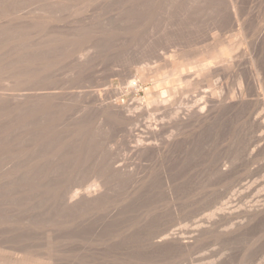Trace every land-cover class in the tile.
Segmentation results:
<instances>
[{
    "label": "rangeland",
    "instance_id": "1",
    "mask_svg": "<svg viewBox=\"0 0 264 264\" xmlns=\"http://www.w3.org/2000/svg\"><path fill=\"white\" fill-rule=\"evenodd\" d=\"M244 2L246 1L244 0ZM119 4L122 8L118 6ZM247 4L248 1L246 7ZM117 8L120 10L118 11ZM111 11H113V13ZM131 11L132 10H130L127 4L125 5L124 2H119L118 0H0V47H2V49H0V110L2 108L3 113L1 114L0 111V127L2 126L1 130L7 134L6 137L4 136L5 134H3L4 132H0L2 134H0V139L4 137L0 143L2 141L3 143L9 142L7 138L10 132H8L6 128H8L7 122L10 118L16 115L15 117H17L16 119L18 120V115L20 116L19 119L23 118L26 113L28 115L31 112H29V108H32L30 106L32 103L29 104L30 101L33 102L34 106L35 103L37 105L39 104L35 106V108L39 107L38 109L40 110L41 107H44L42 108L43 113L41 112L44 118L39 116V119H50L51 117L50 120L52 122V118L56 114V118L54 117L53 121L54 123L52 122L53 124L51 123V126L52 128H56V125H58L57 127L58 129L60 128V130L58 131L57 128L55 130L51 129L52 131L54 130L52 134L58 133L56 141L54 138L55 134L53 135V141L56 143L61 141V144L64 146L60 148L62 150L59 152H62L60 153L61 155L64 154L67 156L64 157V155H62V158L65 160L54 157L53 159L55 161L52 160L55 164L50 160L52 165L51 163L47 164L49 160H47V162L45 161L46 165L43 164L38 168L37 172L39 179L37 178L36 182L38 183L40 180H45L48 187H54L56 185L59 187L65 186L63 188V193L72 188L83 194L87 185L90 186V182H94V180L98 178V181L102 183L105 182L101 190L109 193L107 195H110L111 198L113 197L111 204H114L115 208H117L115 212L114 206L110 208L111 211L113 209L110 217V220H112L111 227L110 225L105 226V224H102V227L96 232L95 236L97 237H92L91 233L86 234L88 235L86 236L88 241H86V237L82 240L83 244L85 243L84 245L86 246H83L82 242H80V246H63V244L66 243L63 242L66 234H63L64 232L60 228H58V231L55 233H51V236L53 234V236L56 237H52V239L50 237V245H47V240L46 237L44 238V235H42L43 240L40 232H33V230H37L33 226L35 222L34 218H36V211L38 210L37 206L43 200L41 199V195L43 191L46 190L47 186L41 185V188H38L32 185L34 189L32 187L30 191H27L23 184L21 185L18 183L20 179L24 178L26 175L28 176L26 172H28V170L30 171L29 167L27 170V166H24L26 165L24 164L26 161L23 160V162H21V160L19 162V166H24L23 168L26 170L24 175V170L18 168V162L12 161L10 156L7 157L8 153L7 155L5 153L2 155L6 157H4L5 159L1 156L4 161L0 158V208L1 206H6L7 210H10V213H8L9 210H4L2 213L11 215L15 207L14 213L17 214V217L21 220L16 218L13 225L19 224L18 226H21L25 223V225L28 224V226L25 228L23 227V231L22 227L17 228V225H14V230H9L8 223H11V221H9L8 218L1 217L3 223L1 222L0 225V264L31 255L43 256L45 259L44 264H264V212L261 215H251L248 218L245 216L243 204L245 201L252 200L254 192L253 194L251 192L246 199H242L241 187L246 182V184L256 182L258 186H260V188H258L261 190L259 194L264 196V147L260 148L262 152L259 150L260 154L257 153L256 157H245L244 147H242L245 144V138L241 135V107L230 108L232 111L226 108L222 109L211 119L203 123H198L199 125L195 124L194 126V124H186L189 126L187 127L185 125L184 127L182 126V128L180 127V130L173 131V135L170 137H168L170 135L169 132H164L165 135L162 134L160 137V140L162 138V142L158 141L159 144H161L160 148H154L152 150L150 148L147 152L144 151L141 153L140 156L139 152H136L134 149V137L131 135L133 129L137 127L134 125H129L128 127L127 124H121L114 115L102 111L99 106L100 101L98 100L100 96L103 102L110 100L114 101L115 99V101H132L136 104L143 103L146 91L149 90L154 93L160 91L159 83L155 82L156 79L153 80L155 77L149 75V73L152 69L162 66L174 50L184 49V51H188L189 48L194 49L195 47L206 45L210 42V34L213 32H216L218 36L220 35L221 39L235 42L236 40H234L235 38L233 35L235 28L226 22V14H223L224 11L222 8L221 13L223 14V22L225 24L223 26L224 29H222V31L219 30V32L216 30H209L213 27L211 24V22L214 21L212 17L215 19L216 15L214 16L215 13H213V15L210 16V14L215 11L208 12L207 8L206 11L208 15L207 13H202V19L201 17L199 18L202 23L199 22L200 20H192L190 18L191 16L188 17V14L180 16L181 18H172V15H168V12L166 15H162L163 18L165 16L167 17L166 22L169 21L165 23L166 25L164 24L166 18L163 20L159 15V18L156 17V19L154 18L149 21V25H147L148 23L144 25L145 23H143V21H145V18H140V15L136 17L137 19L139 18L138 20L135 18L133 19L131 15H126L125 18L124 13L133 14L134 12ZM117 12L119 15H123L120 17ZM176 13H178V10L176 12L173 11L171 14H173L174 17ZM203 15L212 18L211 21L208 17ZM132 16H136V14L134 13ZM117 17L122 18L124 20L122 21L127 23L128 27L130 26L131 28H128L124 23L122 25L121 19ZM127 17L133 22L127 19ZM203 17H205L204 19H206V21H203ZM188 18H190L192 25ZM117 19L120 20V22L116 21ZM140 19H142L141 24L143 23L142 25H144V27L140 24ZM125 20H129L130 22ZM139 24L142 27H140ZM115 25L118 26V29ZM150 25L153 27L151 28ZM145 26L148 27L146 28ZM121 27L124 31H120ZM173 27L175 29L177 28L176 32H174L175 29H173ZM188 27H192L191 29L193 30L194 28V30L192 31ZM26 28L29 29L27 30ZM128 29H130V31H128ZM163 29L168 31H164ZM179 29L182 31L180 30L179 32ZM116 30H119V33L116 34ZM120 32H124L125 35ZM171 32L175 33V35L173 33L175 38ZM181 32L182 35L179 36ZM196 33L199 35H196ZM203 39L204 41H202ZM192 40L194 43H192ZM196 41H198V43ZM69 42L72 43V45ZM204 42H206V44H204ZM193 44L195 46H193ZM81 49L82 52L79 53ZM263 50L264 46L262 52ZM261 55L263 56H261V58L262 66L264 67V52ZM32 61L35 63L34 66L31 65L33 64L31 63ZM38 64L40 65L38 66ZM36 66L38 67L36 68ZM24 69H26L25 71L30 70L32 72L28 71L25 73ZM146 70L150 71L148 72ZM35 72L37 77L36 75L32 76ZM147 72L151 78L146 75ZM81 73L84 74L82 75ZM20 75L22 77L23 75H29L26 80L24 79L23 84L20 83V81L23 80ZM144 76L148 77V79H145ZM17 77H19V79L21 78V80H17ZM234 80L233 78L228 80V88H236ZM223 81L224 80H221V83L219 81L217 83L216 78H213L212 81L207 83L203 81L201 86H204L201 88L199 84L197 87L198 90H196L197 88L195 87H193V89L191 86V90L186 88L182 93L180 92L182 95H178V98L181 103L180 107H183L182 109L180 108L181 110L177 109L178 113L180 112L181 114V112L194 105L203 95H208L211 88H209L207 84L209 85L210 83V87L214 86L216 89L218 84H220L219 87L224 86ZM231 81L233 82L231 83ZM221 84H223V86ZM220 88L217 87L219 90ZM221 89L224 90L225 86ZM219 90L216 91L218 92ZM36 91L39 92L36 93ZM20 94L24 96L22 99L21 97H17L21 96ZM38 94H41L42 97L39 95L38 98ZM36 95L37 98H35L37 101L35 98V100L32 99ZM108 95L111 96L108 97ZM28 97L32 100H29ZM104 97L108 99L106 98V100H104ZM24 99L25 105L27 104L26 106L29 105V107L23 110L25 114L19 109L21 111L19 113L22 114L20 115L17 113L19 110H15L13 104L15 103L16 105L22 101L24 102ZM47 99H49L48 102H45ZM55 99L57 100L56 104L58 106L54 103V101H56ZM5 104L6 106L3 107ZM10 104L12 106L11 112H9L10 107H7ZM43 104L44 106H42ZM55 105L57 107H54ZM34 106L32 109H35ZM47 106L50 111L45 110ZM4 108L7 109L8 112ZM53 109L54 111H52ZM12 110L18 115L16 113L13 114L14 111L12 112ZM55 111L58 112L56 113ZM228 111L232 113L229 112V114ZM44 112L48 114H44ZM49 112L55 113L52 115V113L50 114ZM48 115L50 117H48ZM35 119L38 120V116H36ZM55 119H58V121L56 120V124ZM164 119L165 121L168 120L166 118L162 120ZM13 120L11 119L10 121ZM99 121H101L104 126L103 124H99L101 123ZM4 122H6V124ZM165 125L167 129L170 128V124ZM98 127L100 130H98ZM18 129L19 132L20 129L22 132L24 131V127H19ZM128 129L129 132H131L129 133L127 131L128 134H130V139L126 133ZM139 129L142 131L144 130L139 127L137 128L138 132L134 129L135 131L132 134L137 133L139 135H144ZM236 129L240 130L236 131ZM90 131H92V136L90 135ZM19 132L15 133L16 136L20 134ZM58 138L61 140H58ZM24 141L27 142V139ZM131 141H133V143ZM166 141H168V143L172 141L171 144H174L171 145L169 143L168 145ZM56 143L51 146L58 147L59 145L57 144H60V142ZM166 143L167 145H165ZM47 145L44 144L43 147L45 148ZM262 146H264V143ZM61 155H59V157ZM67 157L68 159L66 160ZM143 157L145 158L143 159ZM57 161L60 164H58ZM253 161H255V163H253ZM42 163H44V161ZM56 163L59 166L56 165ZM53 164L59 168H53ZM50 166L52 168H50ZM119 166L124 167L123 169L122 167L120 168V170L122 169L121 173H123L122 177L120 173H117L118 170L116 168H119ZM134 167L138 170L136 171ZM49 168L51 170H49ZM129 170L131 171L128 172ZM39 171H45V173L48 174L41 173V175ZM144 172L147 174L145 175ZM11 173L13 176L10 175ZM51 173H54V175ZM130 173L132 175H130ZM133 174L135 176H133ZM53 176L54 178L59 177L58 179L55 178V180ZM65 177L68 179L65 180ZM134 177L137 178L135 179ZM45 178L48 179L49 182ZM133 181L136 182V185ZM88 182L89 184H86ZM106 185L107 187H105ZM78 186H81L80 189H78ZM82 187L83 189H81ZM89 189L93 190L94 187H90L88 190ZM35 191L39 193L37 194L38 196L35 195ZM36 197H39L40 202ZM8 198H11L10 201L5 200ZM31 199H33L34 202L36 199V204L31 202L33 201ZM25 202L29 204L25 205ZM106 215L107 214H105V216ZM105 218H93L92 222L101 223ZM17 220L19 223H16ZM89 221L90 220H87L82 226L84 227L87 224L88 226L86 225L84 229L86 230L89 227L87 230L90 231V227H92L93 223ZM29 224L32 228L31 230ZM109 227L112 228V232L117 234L115 235L113 233L115 235V240L113 243H110V245L104 241L103 237V235L105 236V234L108 233L107 231L105 232L104 228ZM156 232L163 238L162 242L157 244L158 246L154 243L156 238L154 239L153 235ZM36 236L41 239L39 241L40 243L38 242L39 239L37 240V238H35ZM100 236L102 237L100 238ZM93 238H98L100 243L96 241L98 246H96ZM27 239L28 241H26ZM90 241H92V243H90ZM58 243H62V246H58ZM103 243H106L107 246Z\"/></svg>",
    "mask_w": 264,
    "mask_h": 264
},
{
    "label": "bare ground",
    "instance_id": "2",
    "mask_svg": "<svg viewBox=\"0 0 264 264\" xmlns=\"http://www.w3.org/2000/svg\"><path fill=\"white\" fill-rule=\"evenodd\" d=\"M101 1V0H100ZM104 1V0H103ZM119 2H124V4L128 5L130 10H132L131 12H134L136 14V16H132L134 15V13H130V14H125V18L126 15H131V17H133V19H137V15H140V18H145V21H143V23H145L144 25H146V23H148L147 25H149V21H151L152 19H156V17L164 16V14L166 15V13H168V15H172V18H178L180 16L186 15L188 14L192 20H200L199 22L202 23L201 19H202V13H207L209 11H215L212 12L210 14V16L214 14L213 18V22H211L210 26L212 27V29L209 30H216L219 32L222 31L223 26H224V22H223V14H226L225 17L227 18V21L229 23V25H231L232 27L235 28V32H234V40H236L235 42L232 41H227L226 39H221L220 35L218 36V34L216 32H213L210 34V42L208 44H206V42H204L203 46L200 47H195L194 49L189 48L188 51H184L181 49H177L174 50L171 55L168 57V60L165 61V63L160 66V67H156L154 69L151 70V72L149 73V75L154 76L156 79L155 82H158L160 91L157 93L154 92H149L146 91L145 92V98H144V102L140 103V104H136L134 102H125V101H114L113 100H109L110 101H106L103 102V100H101L100 96L98 98V100L100 101V109L106 113L112 114L116 117V119H118V121L122 124L124 123L125 125L127 124V126L129 127V125L131 126H136L137 128L141 127L144 130H140L144 135H139L137 133L132 134L135 130H137V128L133 129V132H129V129L126 130L127 136H129L128 138L130 139V134L132 135V137H134V142H135V146L134 149L136 152H139V155L141 153H143L144 151H148L152 149H158L160 148L159 142H162V138L160 140V137L162 136V134H164V132H169V136L173 135V131L175 130H180L179 128L182 126L184 127L186 124H198V123H203L209 119H211L215 114H217L220 110L222 109H232V108H236V107H241L242 109V126H241V135L243 136V138H245V144L244 146V155L246 158H250V157H256L257 153H259V150L261 151L260 148H263L264 146V67L262 66V58H261V54H263L262 52V48L264 46V0H245L246 2H244V0H118ZM248 1L247 7H246V3ZM14 2V1H13ZM245 3V4H244ZM12 5V4H11ZM102 5V4H101ZM245 5V6H244ZM106 6V5H105ZM118 6H121L120 4ZM187 6V7H186ZM2 8V6H1ZM122 8V6H121ZM206 8L208 9V12L206 11ZM221 8L223 9L224 13H221ZM128 9V8H127ZM8 10V9H7ZM113 10V9H112ZM118 10V8H117ZM115 10V11H117ZM120 10V9H119ZM118 10V11H119ZM178 13H176L173 17V14H171L173 11H177ZM122 11V10H121ZM120 11V12H121ZM206 11V12H205ZM222 11V12H223ZM9 12V10H8ZM11 12V11H10ZM13 12V10H12ZM19 12V11H18ZM113 13V11H111ZM124 12V10H123ZM121 12V13H123ZM130 12V11H129ZM111 13V14H112ZM118 13V12H117ZM128 13V12H127ZM1 14V13H0ZM222 14V15H221ZM121 15L118 13V16L121 17ZM142 15V16H141ZM207 15H203L205 17H208ZM115 16V15H114ZM19 17V16H18ZM26 17V16H25ZM130 17V16H129ZM130 17V18H131ZM139 17V16H138ZM201 17V19H199ZM205 17H203V21L206 19H204ZM118 18V17H117ZM127 17V19H130ZM159 18V17H158ZM163 18V17H162ZM164 18H166L164 20ZM163 18L164 20V24L168 23L166 22L167 17L165 16ZM181 18V17H180ZM187 18V16H186ZM185 18V19H186ZM189 19V22L191 21ZM209 18V17H208ZM212 18H209L210 21ZM225 18V19H226ZM121 19L122 25L124 23V25L126 24V26L128 27L127 23L123 22L124 20L122 18H118ZM116 20L119 21L120 20ZM139 19V18H138ZM137 19V20H138ZM184 19V18H182ZM123 20V21H122ZM162 20V19H161ZM163 20L161 21L163 23ZM170 20V19H168ZM179 20V19H176ZM20 21V20H19ZM23 21V20H22ZM25 21V20H24ZM28 21V20H27ZM125 21H129V20H125ZM131 21V19H130ZM129 21V22H130ZM142 19H140V24H141ZM148 21V22H147ZM195 21V22H196ZM208 21V19H207ZM6 22V21H5ZM94 22V21H93ZM133 22V21H131ZM159 22V19H158ZM157 22V24H158ZM177 22V21H176ZM187 22V20H186ZM198 22V24H199ZM34 23V22H32ZM114 23V22H113ZM135 23V22H134ZM137 23V22H136ZM142 23V24H143ZM172 23V22H171ZM178 23V22H177ZM176 23V24H177ZM183 23V22H182ZM4 24V23H3ZM8 24V23H7ZM17 24V23H16ZM24 24V23H23ZM83 24V23H82ZM112 24V22H111ZM130 24V23H129ZM139 24V25H140ZM141 24V25H142ZM163 24V25H164ZM173 24V23H172ZM191 24V22H190ZM207 24V22H206ZM2 25V24H1ZM6 25V24H4ZM110 25V24H109ZM140 27H144V25H142ZM154 25V24H151ZM150 25V27H151ZM156 25V24H155ZM166 25V24H165ZM192 25V24H191ZM197 25V22H196ZM9 26V25H8ZM23 26V25H22ZM36 26V25H35ZM98 26V25H97ZM117 25H115L116 27ZM184 26V25H183ZM12 27V26H11ZM110 27V26H109ZM126 27V28H127ZM130 27V26H129ZM128 27V28H129ZM146 27V26H145ZM148 27V26H147ZM146 27V28H147ZM149 27V28H150ZM153 27V26H152ZM151 27V28H152ZM229 27V26H228ZM4 28V27H3ZM13 28V27H12ZM39 28V27H38ZM74 28V27H73ZM131 28V27H130ZM169 28V27H167ZM171 28V27H170ZM190 28V27H188ZM192 28V27H191ZM190 28V29H191ZM198 28V26H197ZM209 28V26H208ZM231 28V27H230ZM8 29V27H7ZM19 29V28H18ZM24 29V28H23ZM27 29V28H26ZM29 29V28H28ZM27 29V30H28ZM46 29V28H44ZM115 29V28H114ZM118 29V26H117ZM123 28L121 27L120 31ZM125 29V28H124ZM155 29V28H154ZM165 29V28H164ZM163 29V30H164ZM173 29H175L173 27ZM177 29V28H176ZM176 29L174 32H176ZM16 30V29H14ZM13 30V31H14ZM61 30V29H60ZM135 30V29H134ZM148 30V29H147ZM172 30V29H171ZM181 29H179L180 32ZM184 30V29H183ZM192 30V29H191ZM194 30V28H193ZM192 30V31H193ZM204 30V29H203ZM3 31V30H2ZM106 31V29H105ZM117 31V32H116ZM116 34L119 33V30H116ZM124 31V30H122ZM126 31V30H125ZM128 31H130V29H128ZM132 31V29H131ZM164 31H168V30H164ZM182 31V30H181ZM191 31V32H192ZM232 31V30H231ZM8 32V31H7ZM16 32V31H15ZM38 32V31H37ZM98 32V31H97ZM151 32V31H150ZM154 32V31H153ZM161 32V31H160ZM174 32H171L172 35ZM226 32V31H225ZM30 33V32H29ZM86 33V32H85ZM122 33V32H120ZM124 33V32H123ZM122 33V34H123ZM131 33V32H129ZM224 33V32H223ZM9 34V33H8ZM40 34V33H39ZM38 34V35H39ZM115 34V33H113ZM166 34V33H165ZM198 33H196L197 35ZM208 34V33H207ZM86 35V34H85ZM89 35V34H88ZM120 35V34H118ZM125 35V33H124ZM169 35V34H168ZM175 35V33H174ZM173 35V37H174ZM182 35L179 34V36ZM199 35V34H198ZM224 35V34H223ZM19 36V35H18ZM44 36V35H43ZM95 36V35H94ZM117 36V35H116ZM123 36V35H120ZM131 36V35H129ZM177 36V35H176ZM3 37V36H2ZM23 37V36H22ZM103 37V36H101ZM106 37V36H105ZM110 37V36H109ZM125 37V36H124ZM135 37V35H134ZM193 37V36H192ZM24 38V37H23ZM27 38V37H26ZM155 38V37H154ZM172 38V37H171ZM175 38V37H174ZM182 38V37H181ZM180 38V39H181ZM202 38V37H201ZM17 39V38H16ZM20 39V38H19ZM71 39V38H69ZM73 40H75L74 38H72ZM79 39V38H78ZM89 39V38H88ZM153 39V38H152ZM167 39V38H166ZM233 39V38H232ZM86 40V39H85ZM139 40V39H138ZM182 40V39H181ZM188 40V39H187ZM9 41V40H8ZM76 41V40H75ZM74 41V42H75ZM115 41V39H114ZM128 41V40H127ZM137 41V40H136ZM141 41V40H140ZM161 41V40H160ZM204 41V39L202 40ZM28 42V41H27ZM73 42V43H74ZM81 42V41H80ZM78 42V43H80ZM90 42V41H89ZM154 42V41H153ZM162 42V41H161ZM179 42V41H178ZM185 42V41H184ZM198 43V41H196ZM195 42V43H196ZM200 42V41H199ZM59 43V42H58ZM70 43V42H69ZM77 43V44H78ZM192 43L193 40H192ZM44 44V43H43ZM61 44V43H60ZM72 45V43H70ZM113 44V43H112ZM111 44V45H112ZM120 44V43H119ZM178 44V43H177ZM40 45V43H39ZM46 45V44H45ZM74 45V44H73ZM100 45V44H99ZM118 45V44H117ZM165 45V44H164ZM88 46V44H87ZM86 46V47H87ZM98 46V45H97ZM113 46V45H112ZM150 46V45H149ZM173 46V45H172ZM193 46H195L193 44ZM192 46V47H193ZM47 47V46H46ZM85 47V48H86ZM118 47V46H116ZM133 47V46H132ZM98 48V47H97ZM0 49H2V47H0ZM4 49V47H3ZM37 49V48H36ZM75 49V48H74ZM162 49V48H161ZM169 49V48H167ZM192 49V50H190ZM80 50V49H78ZM77 50V51H78ZM131 50V49H130ZM166 50V49H165ZM1 51V50H0ZM96 51V50H95ZM125 51V50H124ZM16 52V51H15ZM18 52V51H17ZM79 52V51H78ZM82 52V49L79 53ZM105 52V51H104ZM128 52V51H127ZM169 52V51H168ZM7 53V52H6ZM11 53V52H10ZM71 53V52H70ZM12 54V53H11ZM25 54V53H23ZM28 54V53H27ZM60 54V53H59ZM84 54V53H83ZM131 54V53H130ZM14 55V54H13ZM17 55V54H16ZM22 55V54H20ZM81 55V54H80ZM129 55V54H128ZM169 55V54H168ZM15 56V55H14ZM24 56V55H23ZM2 57V56H1ZM17 57V56H16ZM66 57V56H65ZM263 57V56H262ZM18 58V57H17ZM45 58V57H44ZM73 58V57H72ZM141 58V57H140ZM146 58V57H145ZM135 59V58H134ZM133 59V60H134ZM5 60V59H4ZM27 60V59H25ZM62 61V60H61ZM81 61V60H80ZM128 61V60H127ZM5 62V61H4ZM135 62V61H134ZM137 62V61H136ZM31 64L32 66H34V62L32 61ZM139 63V62H138ZM264 63V62H263ZM18 64V63H17ZM146 64V63H145ZM27 65V64H26ZM29 65V64H28ZM37 65V64H36ZM40 64H38L39 66ZM264 65V64H263ZM36 66V68L38 67ZM4 67V66H3ZM17 67V66H16ZM75 67V66H74ZM146 67V66H145ZM34 68V67H33ZM52 68V67H51ZM4 69V68H3ZM27 69V68H26ZM24 69V71L26 70ZM150 69V68H149ZM14 70V69H13ZM23 70V69H22ZM39 70V69H38ZM45 70V69H44ZM43 70V71H44ZM83 70V69H82ZM139 70V69H138ZM2 71V70H1ZM22 71V72H24ZM30 70L25 71L28 72ZM41 71V70H39ZM48 71V70H47ZM80 71V70H79ZM140 71V70H139ZM148 71V70H146ZM150 71V70H149ZM148 71V72H149ZM21 72V71H20ZM32 72V71H30ZM37 72V70H36ZM35 74H31L32 76L36 75ZM138 72V71H137ZM148 72L146 75H148ZM9 73V72H8ZM40 73V72H39ZM44 73V72H43ZM47 73V72H46ZM41 74V73H40ZM39 74V75H40ZM82 74V73H81ZM84 74V73H83ZM82 74V75H83ZM50 75V72H49ZM148 75V76H149ZM20 77L23 79L21 80V78L19 79V77H17V80H21L20 83L23 84L24 79L26 80L27 77H29V75L24 76L23 77L20 75ZM37 77V75H36ZM35 77V78H36ZM69 77V76H68ZM129 77V75H128ZM145 79H148V77L144 76ZM150 77V76H149ZM8 78V77H7ZM59 78V77H58ZM62 78V77H60ZM151 78V77H150ZM213 78H216L217 83L218 81L220 82L221 80H224V86L225 89H221L223 88V84H221L223 87H219L220 84H218V86H216V89L214 88V86L210 87V83L209 85L207 84V86H209V88H211V91L208 93L206 91V93H208V95H203V97L200 99L198 102H196L194 105L192 106H188L189 108H187L186 110H184L183 112L178 113L177 109H182V107H180V101H179V96L178 95H182L180 94V92L182 93V91L186 90V88H189L192 86L197 88L200 84V88L204 85L201 86L202 82H210L212 81ZM230 78L235 79L234 83H236V88H228L227 86V82ZM30 79V78H28ZM127 79V78H126ZM42 80V79H41ZM144 80V79H143ZM151 80V79H150ZM232 80V79H231ZM4 81V80H3ZM28 81V80H27ZM67 81V80H66ZM70 81V79H69ZM17 82V81H16ZM151 82V81H150ZM154 82V83H155ZM215 82V81H213ZM233 81H231L232 83ZM212 83V82H211ZM216 83V84H217ZM221 83V82H220ZM233 83V84H234ZM8 84V83H7ZM49 84V83H48ZM57 84V83H56ZM80 84V83H79ZM152 84V83H151ZM213 84V83H212ZM211 84V85H212ZM229 84V82H228ZM45 85V83H44ZM11 86V85H10ZM21 86V85H20ZM19 86V87H20ZM27 86V85H26ZM206 86V87H207ZM234 86V85H231ZM3 87V86H2ZM24 87V86H23ZM48 87V86H46ZM213 87V88H212ZM220 88L219 89H217ZM6 89V87H5ZM8 89V88H7ZM51 89V88H50ZM60 89V88H59ZM66 89V88H64ZM68 89V88H67ZM147 89V88H146ZM145 89V90H146ZM150 89V88H149ZM194 89V88H193ZM9 90V89H8ZM47 90V89H46ZM61 90V89H60ZM63 90V89H62ZM103 90V89H102ZM191 90V89H190ZM189 90V91H190ZM198 90V88L196 89ZM216 90H219L218 92ZM26 91V90H25ZM66 91V90H65ZM70 91V90H69ZM105 91V90H103ZM30 92V91H29ZM39 92V91H38ZM36 91V93H38ZM106 92V91H105ZM118 92V91H117ZM130 92V90H129ZM194 92V91H193ZM48 93V92H47ZM96 93V92H95ZM104 93V92H103ZM107 93V92H106ZM105 93V94H106ZM131 93V92H130ZM185 93V92H184ZM187 93V92H186ZM11 94V93H10ZM57 94V93H54ZM62 94V93H61ZM108 94V93H107ZM3 95V94H2ZM21 95V94H20ZM25 95V94H24ZM39 95L41 96V94H38V98ZM190 95V94H189ZM27 96V95H26ZM111 95H108V97H110ZM199 96V95H198ZM197 96V97H198ZM17 97H21V99L24 96H17ZM32 97V96H31ZM37 98V95L34 96L32 99L35 100ZM42 97V96H41ZM59 97V96H58ZM113 97V96H112ZM111 97V98H112ZM188 97V96H187ZM201 97V96H200ZM27 98V97H26ZM35 98V99H34ZM47 98V97H46ZM105 98V97H104ZM107 98V97H106ZM106 98L104 100H106ZM181 98V97H180ZM184 98V97H182ZM190 98V97H189ZM29 99V97H28ZM31 99V98H30ZM29 99V100H30ZM31 99V100H32ZM108 99V98H107ZM49 99H47L45 102H48ZM56 100V99H55ZM183 100V99H182ZM37 101V99H36ZM39 101V100H38ZM42 101V99H41ZM134 101V99H133ZM136 101V100H135ZM27 102V100H26ZM50 102V101H49ZM138 102V101H137ZM142 102V101H141ZM32 103V104H31ZM38 103V102H37ZM40 103V101H39ZM43 103V102H42ZM41 103V104H42ZM54 103H57V100L54 101ZM31 104L30 106L33 108L34 104L33 102L30 101ZM40 104V105H41ZM46 104V103H45ZM48 104V103H47ZM27 105V104H26ZM25 105V99L24 102L22 101L19 104L15 103L13 104V106H15V110L16 109H21L26 110V107H29ZM33 105V106H32ZM39 105V104H38ZM35 103V106H38ZM54 105V104H52ZM57 105V104H56ZM54 107H57V106ZM6 106L3 105V107ZM34 106V108H35ZM44 106V104L42 105ZM7 107H10V111L11 112V104L8 105ZM6 107V108H7ZM52 107V106H51ZM50 107V108H51ZM53 107V108H54ZM185 107V105H184ZM13 108V109H14ZM29 108V113L21 118L20 116L17 114L19 112H21L20 110L16 113L14 110H12L13 114L16 113L18 115V120L16 119L17 117L13 116V118H10V120L15 119L13 121H8L7 119V125H8V129L7 131L10 132L8 135L9 142L8 143H3V141L0 143V158L3 154L8 153L7 157L10 156L12 161H16V163L18 162V166H19V162H24V166H27V170L28 167L30 169V171L28 170V176L26 175L24 178L20 179V181H18V183H20L21 185H24V188L27 189V191H30V188L34 186H37L38 188L43 185V186H47V182L45 183V180H40L38 181V183L36 182V179L38 178V168L41 167V165H46L47 160H49V162H47V164H50L51 162H53L55 164V160L53 159L54 157H58L59 159H64L62 158L64 154H60L62 152H59L62 146H64L63 144H57L55 141L57 140V134L54 133L52 134V132L57 128L58 129V125H56V128H52L51 123L54 121V117L52 118V122H51V117L48 115L49 120L46 119H39V116H41L42 118H44V116H42L43 113V109L44 107H41V111L36 107L35 109ZM47 109L45 110H49L48 106L46 107ZM5 109V108H4ZM8 109V108H7ZM7 109H5L7 111ZM8 109V110H9ZM180 109V110H181ZM230 109V110H231ZM57 110V108H56ZM1 114L2 113V108H1ZM54 111V109L52 110ZM232 111V110H231ZM231 111H228L231 112ZM8 112V111H7ZM42 112V113H41ZM56 112V111H55ZM55 112H49L50 114L52 113V115H54ZM58 112V111H57ZM56 112V113H57ZM23 113L25 114V112L23 111ZM227 113V114H228ZM232 113V112H231ZM10 114V113H9ZM20 114V113H19ZM44 114H48L47 112ZM221 114V113H220ZM230 114V113H229ZM11 115V114H10ZM9 115V116H10ZM22 115V114H20ZM38 116V120L35 119V117ZM58 116V115H57ZM232 116V115H231ZM5 117V116H4ZM12 117V115H11ZM47 117V116H46ZM113 117V116H112ZM241 117V116H240ZM56 118V117H55ZM161 118V119H158ZM163 118H166L168 120L165 121L162 120ZM218 118V117H216ZM228 119V118H227ZM56 120L58 121V119H55V124H56ZM215 120V119H214ZM237 120V119H235ZM165 121V122H164ZM212 121V120H211ZM223 121V119H222ZM97 122V121H96ZM101 122V121H99ZM210 122V121H209ZM221 122V121H218ZM6 124V122H4ZM54 123V122H53ZM52 123V124H53ZM116 123V122H115ZM54 124V125H55ZM99 124H103L102 122ZM165 124H170V128L167 129L165 126ZM206 124V123H205ZM6 125V126H7ZM53 125V126H54ZM199 125V124H198ZM202 125V124H200ZM239 125H240V120H239ZM238 125V126H239ZM4 126V124H3ZM93 126V125H92ZM102 126V125H101ZM104 126V124H103ZM126 126V127H127ZM139 126V127H138ZM187 126V125H186ZM189 126V125H188ZM187 126V127H188ZM197 126V125H196ZM2 127V126H1ZM0 127V132L2 131ZM19 127H24V131L22 132V130L20 129V132L18 131ZM55 127V126H54ZM100 127V126H99ZM98 127V128H99ZM193 127V126H192ZM200 127V126H199ZM133 128V127H132ZM131 128V130H132ZM223 128V127H222ZM237 128V127H236ZM5 129V131H6ZM51 129H54L53 131ZM91 129V128H90ZM94 129V128H92ZM185 129V128H184ZM221 129V127H220ZM60 130V128L58 129V131ZM100 130V128L98 129ZM222 130V129H221ZM228 130V129H227ZM240 130V129H239ZM236 129V131H239ZM20 133L19 135L16 136L15 133ZM56 131V132H58ZM128 131V132H127ZM139 131V132H140ZM182 131V130H181ZM193 131V130H192ZM4 131H2L1 133H3ZM95 132V130H94ZM100 132V131H99ZM138 132V130L136 131ZM0 133V134H1ZM7 133V132H6ZM98 133V132H96ZM95 133V134H96ZM141 133V134H142ZM175 133V132H174ZM5 134V132L3 133ZM92 134V131H90V135ZM112 134V133H111ZM185 134V133H184ZM2 135V134H1ZM7 134H5L4 136H6ZM53 135L55 138V141H53ZM165 135V134H164ZM163 135V136H164ZM176 135V134H175ZM92 136V135H91ZM182 136V134H181ZM195 136V135H194ZM1 137V136H0ZM7 137V136H6ZM96 137V136H95ZM106 137V136H105ZM109 137V136H107ZM165 137V136H164ZM163 137V138H164ZM167 137V136H166ZM228 137V136H227ZM232 137V136H231ZM4 137H2L3 139ZM124 138V137H123ZM126 138V137H125ZM175 138V137H173ZM0 139V141L2 140ZM27 139V142H25L24 140ZM60 138H58L59 140ZM119 139V138H118ZM127 139V138H126ZM125 139V140H126ZM166 139V138H165ZM164 139V140H165ZM172 139V138H171ZM6 140V139H5ZM61 140V139H60ZM153 140V141H152ZM175 140V139H174ZM53 141V143H52ZM159 141V142H158ZM114 142V141H113ZM124 142V141H123ZM133 143V141H131ZM164 142V141H163ZM168 143V141H166ZM56 143L57 145H59L58 147L54 146L52 147L54 144ZM126 143V142H125ZM130 143V142H129ZM165 143V142H164ZM163 143V144H164ZM167 143L165 145H167ZM170 143V141H169ZM168 143V145H169ZM172 143V141H171ZM170 143V144H171ZM239 143V142H238ZM44 144H48L45 148L43 147ZM174 144V143H173ZM171 144V145H173ZM52 145V146H51ZM132 145V144H131ZM170 145V146H171ZM176 145V144H175ZM169 146V147H170ZM178 146V145H177ZM53 148V149H52ZM177 148V147H176ZM171 149V148H169ZM166 150V149H165ZM213 151V150H212ZM217 151V150H216ZM133 152V151H132ZM262 152V151H261ZM96 154V153H95ZM168 154V153H167ZM260 154V153H259ZM264 154V153H263ZM59 155H61L59 157ZM153 155V153H152ZM67 156V155H66ZM64 155V157H66ZM141 156V155H140ZM3 158L5 156H2ZM211 157V156H210ZM3 158H1L3 160ZM6 158V157H5ZM4 158V159H5ZM125 158V157H124ZM139 158V157H138ZM145 157H143L144 159ZM157 158V157H156ZM8 159V158H7ZM54 161H53V160ZM68 159V157L66 158V160ZM123 159V158H122ZM255 159V158H254ZM257 159V158H256ZM51 160V162H50ZM65 160V159H64ZM91 160V159H90ZM147 160V157H146ZM244 160V159H243ZM260 160V158H259ZM258 160V161H259ZM4 161V160H3ZM3 161H1L2 163H4ZM44 161V163H42ZM46 161V162H45ZM246 161V159H245ZM63 162V161H62ZM69 162V161H68ZM141 162V161H138ZM249 162V160H248ZM252 162V161H251ZM261 162V161H260ZM58 164H60L57 161ZM56 163V165H58ZM65 163V161H64ZM63 163V164H64ZM100 163V162H99ZM253 163H255V161H253ZM252 163V165H253ZM53 164V165H54ZM66 164V163H65ZM71 164V163H70ZM103 164V163H102ZM105 164V163H104ZM111 164V163H110ZM131 164V163H130ZM142 164V163H141ZM161 164V163H160ZM228 164V163H227ZM226 164V165H227ZM2 165V164H1ZM52 165V163H51ZM92 165V164H91ZM22 166V165H21ZM22 167H18L21 168L22 170H24L25 168ZM59 166V165H58ZM58 166H53V168L58 167ZM65 166V165H64ZM131 166V165H130ZM251 166V165H250ZM249 166V167H250ZM257 166V165H256ZM44 167V166H43ZM48 167V165H47ZM62 167V166H61ZM67 167V166H66ZM69 167V166H68ZM72 167V165H71ZM122 167V169L124 168L123 166H119V168L117 167L116 170L117 173L121 174V177L123 175L122 169L120 170V168ZM155 167V165H154ZM153 167V168H154ZM223 167V166H222ZM221 167V168H222ZM46 168V167H45ZM44 168V169H45ZM50 168H52L50 166ZM49 168V170H51ZM59 168V167H58ZM73 168V167H72ZM115 168V167H114ZM126 168V166H125ZM135 168V167H134ZM226 168V167H225ZM71 169V168H70ZM104 169V168H103ZM130 169V168H127ZM126 169V170H127ZM136 171L138 170L137 168H135ZM134 169V171H135ZM40 170V169H39ZM43 170V169H42ZM41 170V171H42ZM48 170V171H49ZM75 170V169H74ZM125 170V169H124ZM247 170V169H246ZM25 171L24 170V175H25ZM131 170H129L128 172H130ZM40 172V171H39ZM52 172V171H51ZM67 172V171H66ZM70 172V171H69ZM68 172V173H69ZM81 172V171H80ZM79 172V173H80ZM90 172V171H89ZM149 172V171H148ZM244 172V171H243ZM30 173V175H29ZM41 173H45L44 172H40ZM50 173V172H49ZM71 173V172H70ZM73 173V172H72ZM75 173V172H74ZM94 173V172H93ZM115 173V172H114ZM125 173V172H124ZM132 173V172H131ZM130 173V175H132ZM145 173V172H144ZM259 173V172H258ZM262 173V172H261ZM48 174V173H45ZM52 174V173H51ZM126 174V173H125ZM135 174V173H134ZM133 174V176H135ZM147 173H145L146 175ZM260 174V173H259ZM11 176H13V174H10ZM42 175V174H41ZM54 175V173L52 174ZM51 175V176H52ZM56 175V174H55ZM69 175V174H68ZM85 175V174H83ZM258 175V174H257ZM46 176V175H44ZM71 176V175H70ZM77 176V175H76ZM251 176V175H250ZM47 177V176H46ZM59 177V176H58ZM58 177H55L58 179ZM49 178V177H48ZM54 178V176H53ZM54 178V179H55ZM63 178V177H62ZM72 178V177H71ZM95 178V177H94ZM124 178V177H123ZM132 178V176H131ZM135 178V177H134ZM137 178V177H136ZM135 178V179H136ZM145 178V177H144ZM39 179V178H38ZM46 179V178H45ZM51 179V178H49ZM68 179L65 177V180ZM112 179V178H111ZM114 179V178H113ZM34 182H33V181ZM48 180V179H46ZM56 180V179H55ZM60 180V179H59ZM63 180V179H62ZM72 180V179H71ZM103 180V179H102ZM134 180V179H133ZM258 180V179H257ZM54 181V180H53ZM64 181V180H63ZM78 181V180H77ZM33 182V184H32ZM49 182V180H48ZM60 182V181H59ZM104 182V181H103ZM134 182V181H133ZM31 183V184H29ZM51 183H55V182H51ZM64 183V182H62ZM136 185V182H134ZM171 183V182H170ZM247 183V182H246ZM244 184L242 185V195L243 198L242 199H246L247 197H249L250 193L254 192V195L252 196V200L250 201H245L243 204V212L245 214V216H247V218L251 215L256 216L258 214H263L264 212V196L259 194V190L258 188H260V186H258V183L253 182L252 184ZM264 183V182H263ZM47 184V185H46ZM86 184H89L86 183ZM90 186L85 185L86 189L85 192H83V194L79 193L78 190L75 191L72 188L69 189L68 191L63 193V186L59 187L58 185L54 186V187H48L46 188V190L43 191L42 193V198L43 199L41 201V203H37V207L38 210L36 211V218L35 222L33 224L34 228L37 230H33L40 232L39 234L41 235V238L43 237L42 235H44V238L46 237L47 240V245H50V237L52 239V237H56V236H51V233H55L56 231H58V228H60L64 233L66 234V237H64L63 242H66L63 244V246H80V242H82L83 246H86L83 244L84 238L88 235H86L87 233L92 235V237H97L96 232H98V230L102 227V224L106 225H110L111 227V221L110 217L112 215V211L110 210L111 206H114V204H111L113 201V197L111 198L110 195L108 196L106 193V191L104 192V190L102 191L101 188L103 187V185L105 184L98 181L94 180V182H90ZM34 185V186H32ZM62 185V184H60ZM64 185V184H63ZM67 185V184H66ZM134 185V184H132ZM42 186V187H43ZM50 186V185H49ZM77 186V185H76ZM172 186V185H171ZM79 187V186H78ZM81 187V186H80ZM80 187L78 189H80ZM90 187H94L93 190H88V188ZM107 187V185L105 186ZM36 188V187H35ZM37 188V191H38ZM41 188V187H40ZM76 188V187H75ZM83 189V187L81 188ZM108 189V188H107ZM170 189V188H169ZM62 190V191H61ZM114 190V189H113ZM37 191H35V195L39 194L36 193ZM80 191V190H79ZM82 191V190H81ZM84 191V190H83ZM40 192V191H39ZM42 192V191H41ZM62 192V193H61ZM171 192V191H170ZM172 193V192H171ZM239 193V192H238ZM264 193V192H263ZM38 196V195H37ZM40 196V195H39ZM33 198V197H32ZM37 198V197H36ZM171 198V197H170ZM11 198L5 199L6 201H10ZM39 199V197L37 198ZM111 199V200H110ZM249 199V198H248ZM33 200V199H31ZM109 200V201H108ZM117 200V198H116ZM122 200V199H120ZM20 201V200H19ZM38 201V200H37ZM115 201V199H114ZM5 202V201H4ZM34 204H36V199L35 202L34 200L31 201ZM40 202V199H39ZM117 203V201H116ZM4 204V203H3ZM19 204V203H18ZM25 205H28L29 203L25 202ZM33 205V204H32ZM13 206V205H12ZM36 206V205H34ZM33 206V207H34ZM218 206V205H217ZM216 207V206H215ZM18 208V207H17ZM115 208V206L113 207ZM15 207L13 209V211L15 212ZM21 209V208H20ZM117 208L114 209V212ZM8 211L6 206H1L0 208V225L1 222L3 223V221H1V217H5L8 218L9 221H11V223L9 224V230H14V225H19V224H14L15 223V219L19 217H17L18 215L15 214L14 212L10 214V210L7 214L2 213V211ZM12 210V209H11ZM19 210V209H17ZM113 212V215H114ZM117 212V211H116ZM241 212V211H240ZM242 212V213H243ZM4 214V215H3ZM13 214V216H12ZM105 214H107L105 216ZM35 215V214H34ZM116 215V213H115ZM106 218H105V217ZM105 218L104 221H102L101 223H93L92 219L94 218ZM258 217V216H257ZM33 218V217H32ZM114 218V217H112ZM251 218V217H250ZM255 218V217H254ZM30 219V218H28ZM27 219V220H28ZM253 219V218H251ZM4 220V219H3ZM21 220V219H19ZM87 220H90V223L92 224V227H90V231L89 230H85L84 227L87 225H85L84 227L82 226L83 223H85ZM256 220V219H255ZM6 221V220H5ZM230 221V220H229ZM21 222V221H20ZM29 222V220H28ZM249 222V221H248ZM16 223H19V221L17 220ZM247 223V222H246ZM232 224V223H231ZM84 225V224H83ZM238 225V224H237ZM16 226V227H17ZM27 225H25V223H23V225L18 226L17 228H21L22 227V231H23V227L25 228ZM88 226V225H87ZM45 227V228H44ZM109 227V228H110ZM1 228V227H0ZM28 228V227H27ZM29 228L30 230L32 229L30 227L29 224ZM104 228L105 232L107 231L108 233L105 234L104 237V241H106V243L110 245V243L114 242V237L115 234L114 232L111 231L112 228ZM84 229V230H82ZM103 229V228H102ZM108 229V230H107ZM29 230V229H28ZM19 232V230H18ZM104 232V231H103ZM17 233V232H16ZM20 233V232H19ZM18 233V234H19ZM115 235H114V234ZM160 233V232H159ZM14 234V233H13ZM38 234V233H36ZM62 234V233H61ZM99 234V233H98ZM97 234V235H98ZM154 233V239L156 238V240L154 241V243L160 244L163 240V238L157 234ZM38 236V235H37ZM37 236L35 238H37ZM90 236V235H89ZM40 237V236H39ZM61 237V236H60ZM102 236H100L101 238ZM63 238V237H62ZM166 238V237H165ZM39 238H37L38 240ZM43 239V238H42ZM54 239V238H53ZM56 239V238H55ZM86 241L87 237L85 238ZM90 239V238H89ZM94 242L96 243V241H98V238H93ZM103 239V238H102ZM153 239V237H152ZM34 240V238H33ZM41 239L38 240V242ZM44 240V239H43ZM45 240V241H46ZM60 240V239H59ZM62 240V239H61ZM165 240V239H164ZM28 241V239L26 240ZM44 241V242H45ZM153 241V240H152ZM43 242V243H44ZM52 242V241H51ZM54 242V241H53ZM57 242V241H56ZM102 242V241H101ZM262 242V241H261ZM37 243V241H36ZM40 243V242H39ZM60 243V241H59ZM58 243V244H59ZM90 243H92V241H90ZM99 243V241H98ZM98 243H96V246H98ZM106 243H103L104 245H106ZM24 244V242H23ZM38 244V243H37ZM42 244V243H41ZM46 244V243H44ZM62 244V243H61ZM61 244H59L58 246H60ZM89 244V243H87ZM100 244V243H99ZM39 245V244H38ZM43 245V244H42ZM102 245V246H104ZM23 246V245H22ZM62 246V245H61ZM107 246V245H106ZM113 246V245H112ZM158 246V245H157ZM244 250V249H243ZM263 250V249H262ZM28 251V250H27ZM247 251V250H246ZM260 251V250H259ZM260 254V253H259ZM257 255V254H256ZM246 256V255H245ZM41 257V258H40ZM51 257V256H50ZM43 256H36V255H31V256H25L23 258H16L15 260H11V261H6L5 263L2 264H44V258ZM259 259V258H258Z\"/></svg>",
    "mask_w": 264,
    "mask_h": 264
}]
</instances>
